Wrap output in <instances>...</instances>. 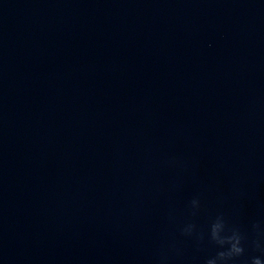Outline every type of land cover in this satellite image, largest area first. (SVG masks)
<instances>
[{"label": "water", "instance_id": "1", "mask_svg": "<svg viewBox=\"0 0 264 264\" xmlns=\"http://www.w3.org/2000/svg\"><path fill=\"white\" fill-rule=\"evenodd\" d=\"M257 258L264 0H0V264Z\"/></svg>", "mask_w": 264, "mask_h": 264}, {"label": "clouds", "instance_id": "2", "mask_svg": "<svg viewBox=\"0 0 264 264\" xmlns=\"http://www.w3.org/2000/svg\"><path fill=\"white\" fill-rule=\"evenodd\" d=\"M232 239L235 240V243H232L231 253H235L236 255L241 254L243 252V249L238 246L239 245V238L238 237H233ZM223 243H225V240L223 241ZM220 255L223 256L224 253H220ZM254 264H260V260L258 258L255 259L254 260Z\"/></svg>", "mask_w": 264, "mask_h": 264}]
</instances>
